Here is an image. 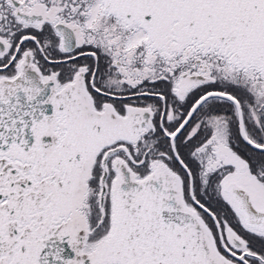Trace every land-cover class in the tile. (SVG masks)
Wrapping results in <instances>:
<instances>
[{
	"label": "snow or ice",
	"instance_id": "6c2138e0",
	"mask_svg": "<svg viewBox=\"0 0 264 264\" xmlns=\"http://www.w3.org/2000/svg\"><path fill=\"white\" fill-rule=\"evenodd\" d=\"M0 264H264V0H0Z\"/></svg>",
	"mask_w": 264,
	"mask_h": 264
}]
</instances>
